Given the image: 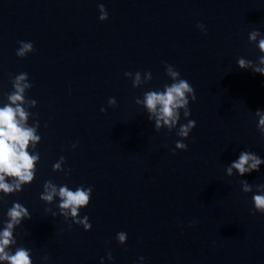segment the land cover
Wrapping results in <instances>:
<instances>
[{"label": "water", "instance_id": "water-1", "mask_svg": "<svg viewBox=\"0 0 264 264\" xmlns=\"http://www.w3.org/2000/svg\"><path fill=\"white\" fill-rule=\"evenodd\" d=\"M252 30L264 36V0H0V106L11 77L27 73L25 97L37 102L24 105L27 124L38 120L41 137L30 149L40 156L33 181L0 193V229L13 202L30 213L14 228L13 251L30 249L32 264H264V213L251 200L264 164L243 176L225 172L241 151L264 159L255 116L264 110V75L236 63L257 65ZM19 41L35 51L17 57ZM165 62L195 92L187 150L173 152L176 130L155 129L135 102L171 83ZM137 71L143 82L133 87ZM186 122L181 112L177 127ZM61 156L67 175L52 167ZM46 180L91 186L89 204L76 218L61 214L58 196L39 198ZM85 215L89 230L78 223Z\"/></svg>", "mask_w": 264, "mask_h": 264}, {"label": "clouds", "instance_id": "clouds-1", "mask_svg": "<svg viewBox=\"0 0 264 264\" xmlns=\"http://www.w3.org/2000/svg\"><path fill=\"white\" fill-rule=\"evenodd\" d=\"M98 9L100 12L98 19L101 21L106 20L108 14L104 5L98 4ZM196 26L201 31H205L203 24H197ZM258 37L260 38L256 47L260 55L257 57V65L253 66V61L245 60L242 57H238L236 63L241 69L251 67L253 72L264 75V36L258 30H252L248 34L250 42L257 41ZM18 43L19 47L15 53L17 57L23 58L26 54L35 51L31 42L19 41ZM165 73L171 78L170 84L165 83L162 90L145 91L143 100L137 99L135 102L146 108L149 114L148 120L151 121L155 117V129L159 130L162 126H166L169 132L173 129L176 130V135L182 139L176 141L173 152L176 149L187 150V145L182 140L188 137L196 124L194 120L187 119L190 116L189 101L190 99L195 101V92L192 85L186 79L181 78L180 73L166 62ZM132 75V72L124 73V76ZM145 79H152L150 71H145ZM142 82L140 72H135L132 81L133 87L140 85ZM11 84L12 91L7 94V102L0 106V193L4 195L19 192L22 190L23 185L32 182L36 173V164L40 159L38 151L33 152L30 150L36 149L41 137L37 134L38 120L35 127L27 124L30 113L24 105L35 107L37 103L34 99H26L25 97V90L32 87L28 74L21 72L11 77ZM108 104L113 107L116 106L115 98L110 97ZM100 110L101 112L105 111L104 108ZM181 112L187 122L181 123L177 127L178 121L181 119ZM255 116L258 117L257 130L264 137V110H256ZM72 147L75 148L76 144H73ZM62 163H64L63 156L52 165L53 170L59 169L67 175L71 170L61 169ZM261 164H264V159L256 153L241 151L238 158L226 166L225 172L228 176H232L233 170H235L236 174L243 176L252 171H259ZM6 177L10 179L6 180ZM240 184L243 192H252L253 186L246 180H241ZM43 187L44 192L40 194L39 198L51 202L54 196H58L60 198L58 207L61 214L65 216L71 215V217L76 218L80 208L86 207L91 199V186L84 187L81 185L77 186L75 190H70L67 185H61L57 188L51 180H46ZM255 187L257 192L253 193L251 197L254 205L253 211L264 213V183L256 184ZM6 217L7 220L3 222V227L0 229V261L6 262V264H32L30 249L15 247L13 251V248L10 247L16 245L14 228L22 220L30 219L28 209L19 202H13L6 211ZM78 223H82L85 230L91 228L87 215L84 216V220L78 221ZM117 239L123 243L126 240V233L123 231L118 232ZM107 256L109 260L112 259L111 252H108ZM140 259H143V257ZM101 264H103V258Z\"/></svg>", "mask_w": 264, "mask_h": 264}]
</instances>
